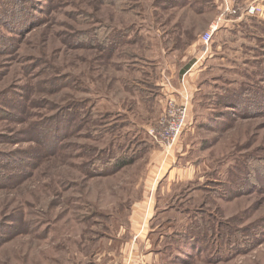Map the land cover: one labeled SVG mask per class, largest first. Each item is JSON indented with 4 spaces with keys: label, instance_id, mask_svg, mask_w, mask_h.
<instances>
[{
    "label": "rangeland",
    "instance_id": "rangeland-1",
    "mask_svg": "<svg viewBox=\"0 0 264 264\" xmlns=\"http://www.w3.org/2000/svg\"><path fill=\"white\" fill-rule=\"evenodd\" d=\"M261 3L203 54L222 0H0V264H128L146 238L163 264H264ZM184 94L167 148L148 130Z\"/></svg>",
    "mask_w": 264,
    "mask_h": 264
},
{
    "label": "built area",
    "instance_id": "built-area-1",
    "mask_svg": "<svg viewBox=\"0 0 264 264\" xmlns=\"http://www.w3.org/2000/svg\"><path fill=\"white\" fill-rule=\"evenodd\" d=\"M263 0H250L248 4L242 5L237 0H222L220 18L225 15L251 16L261 12L260 6ZM263 5V4H262ZM219 18V19H220ZM219 19L213 22L209 29L201 35V42L208 46L212 35L219 27ZM188 96L182 95L179 99L169 97L166 106L160 114L155 125L149 128V135L158 143L167 148L171 147L181 134L187 116Z\"/></svg>",
    "mask_w": 264,
    "mask_h": 264
},
{
    "label": "crops",
    "instance_id": "crops-1",
    "mask_svg": "<svg viewBox=\"0 0 264 264\" xmlns=\"http://www.w3.org/2000/svg\"><path fill=\"white\" fill-rule=\"evenodd\" d=\"M199 12V11H198ZM219 17V13L217 14V16L215 17V19L211 22V23H213V22H215L217 19H219L218 18ZM235 18H237V17H235ZM219 21L221 22V23H225L224 24V26H222L223 28L222 29H227L226 27L228 26V24L229 23H233V22H235L236 21V19H231V18H224V19H222V17L219 19ZM210 23V24H211ZM221 29V30H222ZM214 34V33H213ZM213 36V35H212ZM201 38V37H200ZM200 42H201V39L199 40ZM199 42V43H200ZM201 51L203 50V54H204V50H205V53H206V50H207V47L206 48H204V44L203 43H201ZM219 45V44H218ZM218 45H216V44H212V49L214 48V49H218ZM219 48H221V46L219 45ZM195 50H197L196 49V47H195V43H192V45H191V48H189V52L191 53H193ZM200 50V49H199ZM198 67H199V65H198V61H195L194 63H191V64H189V65H187V66H185V68H184V70H185V77H188V76H191V80L193 81V79H194V77H197V76H199L200 75V69H198ZM194 86H190V91H193L195 88H193ZM154 92H155V90H154ZM166 92L168 93V94H170L171 92H174L172 89H170V88H168L167 90H166ZM182 93H183V91H181ZM150 93L151 92H148V93H145V100H147V99H150V100H152V95H150ZM175 93V92H174ZM145 242L143 243V249H142V252L139 254V255H137V250H138V248H137V244H134L135 242L133 241V243H132V241H130V243H131V245L129 246V248H130V251H129V257H128V259L131 261V262H129L128 264H163L162 262L164 261V260H162V258H163V256H164V254L163 253H161V252H156V251H153V250H151L150 248L152 247L151 245H150V243H149V239H143ZM134 247H135V249H134ZM134 250V252H132V254H131V251H133ZM130 254L131 255H133V258H132V256L130 257ZM124 255H125V253H124ZM101 258V257H100ZM124 259V257L122 258V260ZM91 264H93V263H91ZM94 264H109V263H106L105 261L103 262V261H98V262H96V263H94Z\"/></svg>",
    "mask_w": 264,
    "mask_h": 264
},
{
    "label": "trees",
    "instance_id": "trees-1",
    "mask_svg": "<svg viewBox=\"0 0 264 264\" xmlns=\"http://www.w3.org/2000/svg\"><path fill=\"white\" fill-rule=\"evenodd\" d=\"M254 19L253 18H250L249 19V23L248 22H241V24H240V26H239V28L240 29H242V30H248L249 29V27H250V25H252V26H254V25H256L257 26V24L259 23V22H252ZM259 24H263L262 26H261V30H262V32L264 33V22H261V23H259ZM250 32V31H249ZM260 43H263V42H261L260 41ZM261 63V65H263L264 63L263 62H260ZM131 155H133V154H131ZM130 156L127 158V160H125V162H127V163H129L128 161L130 160ZM113 160H112V158H110V163L112 162ZM124 162V163H125ZM113 163V162H112ZM119 165H121V164H119ZM119 165H118V167H119ZM115 166V165H114ZM196 217V216H195ZM194 217V219H196ZM194 222H196V221H194ZM194 222H192V223H190L189 224V226L187 227V228H185L186 229V231H185V233L187 232L188 234H190V237H189V239H192V242H193V240H194V243L195 242H197V239L199 238V237H206L207 236V234H206V232H209L211 229H210V224H209V222H206V224H205V222H203V220H201V219H199V221H197V223H194ZM206 231V232H205ZM219 235H221L222 237H224L225 235H226V232H219ZM182 241H185V240H182ZM199 248V247H198ZM200 249V248H199Z\"/></svg>",
    "mask_w": 264,
    "mask_h": 264
}]
</instances>
